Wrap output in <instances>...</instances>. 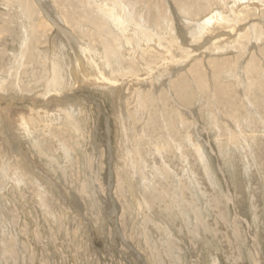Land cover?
Masks as SVG:
<instances>
[{"label":"rangeland","instance_id":"374dc122","mask_svg":"<svg viewBox=\"0 0 264 264\" xmlns=\"http://www.w3.org/2000/svg\"><path fill=\"white\" fill-rule=\"evenodd\" d=\"M0 264H264V0H0Z\"/></svg>","mask_w":264,"mask_h":264}]
</instances>
